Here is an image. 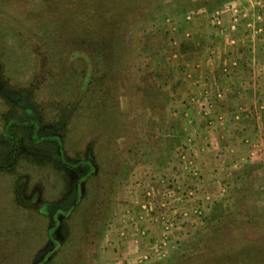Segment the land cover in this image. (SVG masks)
<instances>
[{"label": "rangeland", "instance_id": "obj_1", "mask_svg": "<svg viewBox=\"0 0 264 264\" xmlns=\"http://www.w3.org/2000/svg\"><path fill=\"white\" fill-rule=\"evenodd\" d=\"M70 1L73 9L85 3L0 0V264H115L123 255L135 263L116 244L119 221L131 212L123 207L148 167L185 145L172 130L173 95L191 51L208 44L218 29L210 21L225 7L96 0L119 14L116 46L105 52L97 34L93 50L48 29V7L65 10ZM245 192L257 198L237 202L250 217L231 215L235 189L224 230L264 243V172ZM187 242L142 264H158Z\"/></svg>", "mask_w": 264, "mask_h": 264}, {"label": "crops", "instance_id": "obj_2", "mask_svg": "<svg viewBox=\"0 0 264 264\" xmlns=\"http://www.w3.org/2000/svg\"><path fill=\"white\" fill-rule=\"evenodd\" d=\"M256 2L226 0L221 29L205 38L204 49L191 51L173 95L172 130L185 145L154 161L125 203L131 212L119 221L116 244L135 263L123 255L115 264H142L169 254L208 226L202 219L221 203L231 211L227 199L235 189L239 196L231 215L250 217L237 202L243 207L257 200L244 198L245 191L264 172V0ZM193 21L196 29L199 21ZM157 204L175 208L160 212Z\"/></svg>", "mask_w": 264, "mask_h": 264}, {"label": "trees", "instance_id": "obj_3", "mask_svg": "<svg viewBox=\"0 0 264 264\" xmlns=\"http://www.w3.org/2000/svg\"><path fill=\"white\" fill-rule=\"evenodd\" d=\"M83 1L85 3H79L76 9L71 8L73 4L71 1L65 10L56 5H54L55 7H48V18L51 22L48 29L54 32V29L57 28V32L62 37H71L70 39H75L93 50L99 48V45L95 43L97 34L99 41L105 44V48L102 50L105 52L112 51L116 46L115 40L118 36V29L115 25V20L119 18L118 12H114L108 6L105 9H99L97 7L99 3L96 0ZM225 1L194 0L192 3H194L196 10L201 11L207 7L212 8L215 5H221ZM107 15L108 17L104 19ZM57 32L55 31V33ZM101 204H106V201L101 202ZM229 215L227 206L221 203L212 215L205 217L209 228L208 233L204 231L201 236L199 233L196 234L195 238L191 241L189 239V242L158 264H264L263 242L246 237L243 239L234 238L228 231L230 235H226L224 229ZM215 234H219L217 240H215ZM209 238L213 239L212 243L208 246L201 244L206 239L209 241ZM218 240L222 242L218 244ZM216 244L218 245L215 246ZM211 245L215 247L210 250Z\"/></svg>", "mask_w": 264, "mask_h": 264}, {"label": "built area", "instance_id": "obj_4", "mask_svg": "<svg viewBox=\"0 0 264 264\" xmlns=\"http://www.w3.org/2000/svg\"><path fill=\"white\" fill-rule=\"evenodd\" d=\"M259 1H260V0H259ZM259 1H258V2H259ZM258 2H257V3H258ZM230 8H231V7H230ZM233 10H234V14H235L234 16L237 17V15H238V13H239V12H237V11H238L237 8H234V7H233ZM221 11H222V9H221V10H216V11H215L216 13H214V15H213V19H212V22H213L212 24H213V26H216L218 29L221 28V19H222V15H221L222 12H221ZM146 258H147V257H146Z\"/></svg>", "mask_w": 264, "mask_h": 264}, {"label": "flooded vegetation", "instance_id": "obj_5", "mask_svg": "<svg viewBox=\"0 0 264 264\" xmlns=\"http://www.w3.org/2000/svg\"><path fill=\"white\" fill-rule=\"evenodd\" d=\"M79 197H81V194L79 193Z\"/></svg>", "mask_w": 264, "mask_h": 264}]
</instances>
